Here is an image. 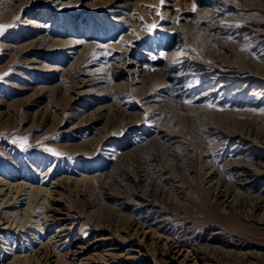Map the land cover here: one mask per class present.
I'll list each match as a JSON object with an SVG mask.
<instances>
[{
  "label": "rangeland",
  "instance_id": "rangeland-1",
  "mask_svg": "<svg viewBox=\"0 0 264 264\" xmlns=\"http://www.w3.org/2000/svg\"><path fill=\"white\" fill-rule=\"evenodd\" d=\"M227 1L0 0V264H264V0Z\"/></svg>",
  "mask_w": 264,
  "mask_h": 264
},
{
  "label": "bare ground",
  "instance_id": "bare-ground-1",
  "mask_svg": "<svg viewBox=\"0 0 264 264\" xmlns=\"http://www.w3.org/2000/svg\"><path fill=\"white\" fill-rule=\"evenodd\" d=\"M217 3H222L223 5H225V4H227V5H230L233 9H235V10H239L240 9V7L239 6H234V4H230L227 0H217ZM211 5V4H210ZM220 5V4H219ZM224 7H226V6H223V7H221V9H223ZM209 9H211V8H209ZM218 6L216 7V6H214V7H212V10L215 12V14H216V12H218V14H220V10H221ZM228 12V11H227ZM213 13V12H212ZM236 15H238V14H236ZM235 15V16H236ZM214 16V15H213ZM222 16V15H221ZM225 16V15H224ZM232 16H234V15H232ZM241 17H243V16H241ZM219 18V17H218ZM234 19V18H233ZM225 20V19H224ZM240 20V19H239ZM243 20V19H242ZM228 21V20H227ZM229 21H231L230 19H229ZM237 21H238V19H237ZM236 22V21H235ZM240 23V22H239ZM219 24H220V22H219ZM226 24V23H225ZM225 24H223V25H225ZM231 24V23H230ZM238 24V23H237ZM236 25V24H235ZM241 25H243V24H241ZM219 26V25H218ZM222 26V25H221ZM226 26H227V24H226ZM229 27V26H228ZM221 28V27H220ZM219 28V29H220ZM239 28V27H238ZM238 31V30H237ZM241 33V32H240ZM192 51V50H191ZM177 54V53H176ZM176 54H175V56H176ZM196 58V57H195ZM185 60V59H184ZM172 62V61H171ZM198 62V61H197ZM177 63V62H176ZM170 64V63H169ZM168 65V64H167ZM171 65V64H170ZM182 65V64H181ZM221 65V64H220ZM222 66V65H221ZM171 68V67H170ZM196 68V67H195ZM194 68V69H195ZM223 68V67H222ZM226 68V67H225ZM180 69V68H179ZM190 69V68H189ZM208 69H210V68H208ZM187 70V69H186ZM168 71V70H167ZM165 72V71H164ZM170 72V71H169ZM168 72V73H169ZM181 72V71H180ZM197 72V71H196ZM196 72H194V73H196ZM201 72V71H200ZM220 72V71H219ZM199 73V72H198ZM165 74V73H164ZM177 74V73H176ZM181 74H183V73H181ZM233 74V73H232ZM235 74V73H234ZM240 74V73H239ZM169 75V74H168ZM185 75H187V74H185ZM242 75V74H241ZM172 77H173V75H172ZM194 77V76H193ZM168 78H169V76H168ZM170 79H172V78H170ZM174 79V78H173ZM219 79V78H218ZM185 80V79H184ZM222 81V80H221ZM172 82H173V80H172ZM182 82V81H181ZM184 82V81H183ZM178 83H180V82H178ZM175 84V83H174ZM185 84V83H184ZM180 86V85H179ZM172 87V86H171ZM174 87V86H173ZM180 88V87H179ZM185 88V87H184ZM181 89V88H180ZM211 90V89H210ZM177 91V90H176ZM210 92V91H209ZM177 93V92H176ZM211 94V93H210ZM182 95V94H181ZM187 96V95H186ZM199 96V95H198ZM175 97H177V96H175ZM200 97V96H199ZM170 134V133H169ZM163 135H165V134H163ZM169 137H170V135H169ZM135 196V195H134ZM13 201V200H12ZM159 216V215H158ZM8 226V225H7ZM4 228V227H3ZM52 229V228H51ZM64 229V228H63ZM55 230V229H54ZM58 233V232H57ZM55 234V233H54ZM52 236H53V234H52ZM95 237V240L93 241V242H88V243H80V244H78L77 243V245H75V247H74V249H73V255H75V262H74V264H113V263H115L116 261L113 259V255H115L116 254V252H114L113 250H110V251H108V252H98V251H92V254L93 255H91V254H89V255H85V253H87V252H90V250H93V249H96V248H98L99 246H101V245H108L109 243L107 242V240H109V237L107 238V237H105V236H101V234H96V235H94ZM54 237V236H53ZM49 238H51V237H49ZM180 239H182V238H180ZM95 242H98V244H96V245H92L93 243H95ZM175 242V241H174ZM172 243L171 244V247H172V249H173V252L175 253V254H182V248H181V246L178 244V243ZM90 243H91V245H90ZM169 243V242H168ZM164 245V244H163ZM96 246H98V247H96ZM167 247V246H166ZM73 248V247H72ZM165 248V247H164ZM166 250H167V248H166ZM95 253H98V254H100V255H98V256H95L94 254ZM164 253V252H163ZM48 256V255H47ZM45 257V256H44ZM132 257V256H131ZM127 258H130V256H127ZM51 259V258H50ZM166 260V259H165ZM43 261V260H42ZM49 262V261H48ZM165 262V261H164ZM125 264H129V263H125Z\"/></svg>",
  "mask_w": 264,
  "mask_h": 264
}]
</instances>
